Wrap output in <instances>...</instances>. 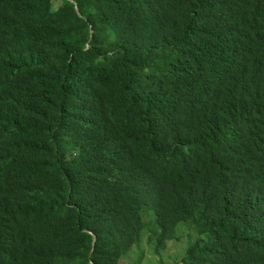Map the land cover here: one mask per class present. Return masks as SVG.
Segmentation results:
<instances>
[{
	"label": "trees",
	"instance_id": "1",
	"mask_svg": "<svg viewBox=\"0 0 264 264\" xmlns=\"http://www.w3.org/2000/svg\"><path fill=\"white\" fill-rule=\"evenodd\" d=\"M53 1L0 0V264H119L144 209L264 264V0Z\"/></svg>",
	"mask_w": 264,
	"mask_h": 264
},
{
	"label": "rangeland",
	"instance_id": "2",
	"mask_svg": "<svg viewBox=\"0 0 264 264\" xmlns=\"http://www.w3.org/2000/svg\"><path fill=\"white\" fill-rule=\"evenodd\" d=\"M55 6L58 3L57 0L53 1ZM149 209H144L145 225L143 227L140 241L130 248L128 252L119 260V264H175V259L179 258L183 251L186 242L188 241L187 233H190L192 237H195L191 225L180 222L178 224L179 239L167 240L165 246L155 248L154 234L150 230V224L152 223L151 215L148 213ZM151 213V212H150Z\"/></svg>",
	"mask_w": 264,
	"mask_h": 264
},
{
	"label": "water",
	"instance_id": "3",
	"mask_svg": "<svg viewBox=\"0 0 264 264\" xmlns=\"http://www.w3.org/2000/svg\"><path fill=\"white\" fill-rule=\"evenodd\" d=\"M77 8V7H76Z\"/></svg>",
	"mask_w": 264,
	"mask_h": 264
}]
</instances>
